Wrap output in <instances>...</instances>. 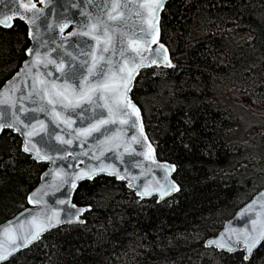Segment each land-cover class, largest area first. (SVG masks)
Wrapping results in <instances>:
<instances>
[{"label": "trees", "instance_id": "16d2710c", "mask_svg": "<svg viewBox=\"0 0 264 264\" xmlns=\"http://www.w3.org/2000/svg\"><path fill=\"white\" fill-rule=\"evenodd\" d=\"M161 29L177 68L167 75L141 69L130 95L161 146L157 156L180 165L173 178L181 190L167 203L145 199L154 206L145 219L135 214L138 197L123 180L100 174L80 181L72 200L93 204L86 223L47 231L9 264H239L238 254L205 247L204 239L264 186V0H167ZM26 33L18 18L12 28L0 26V85L26 57ZM241 105L255 121L238 138ZM186 112L213 142V155L181 146ZM20 145L11 129L0 132V222L27 206L47 165ZM260 257L264 248L253 264Z\"/></svg>", "mask_w": 264, "mask_h": 264}, {"label": "snow or ice", "instance_id": "6c2138e0", "mask_svg": "<svg viewBox=\"0 0 264 264\" xmlns=\"http://www.w3.org/2000/svg\"><path fill=\"white\" fill-rule=\"evenodd\" d=\"M86 2L91 4L92 8L79 13L84 17V22L77 20V27L67 33L65 29L73 24V18L64 13H67L70 7H80V3L60 5L59 7L63 9V12H60L57 11L56 5L48 8L52 0H39L44 7H38L37 0H8L13 7L0 11V26L12 28L14 18L19 17L27 23L26 35L32 42V46L23 48L29 59L23 61L20 71L0 89L2 106L0 132L5 128L14 129L23 137L20 145L23 153L33 156L37 161L52 160L55 163L47 154V142H44V149L40 147L42 141L40 133H46L49 140L56 135L57 139L65 144H71L72 140L49 130L44 121L38 120L33 112H45L50 108L49 115L53 116V120L57 123L63 122L67 128H72L75 121L72 115L65 114L66 110L71 109L74 113L78 111L79 115L84 117L85 110L91 108L92 115L88 117L86 125L71 132L72 136L82 137H91L93 133H107L110 126L115 125L117 121L122 125L128 124L129 120L133 125L139 121V135L133 136L132 139L143 147V155L147 160L164 170L162 182L155 186L145 183L141 187L133 180L128 181V187L136 188V196L139 197L132 202L136 206L135 214H144L147 219L154 206L147 204L145 198L156 193L159 203L171 193L181 190L177 180L171 178V173L177 172L180 165L175 161L157 159V151L161 146L154 145L149 139L145 132L141 109L130 95L141 68L155 65L159 71L153 72V75H167L165 69L174 71L177 68L169 48L160 40L161 12L165 8L166 0H100L99 3L86 0ZM2 3L4 0H0V4ZM16 4L19 8L15 7ZM57 29L59 35L56 34ZM86 37L91 39H84ZM55 40H59L58 47L52 46ZM83 48L87 49L86 53L82 51ZM52 52L57 53L55 57L50 55ZM53 64L60 71L59 83L55 79H47L45 73L39 71ZM18 77L24 81L31 77L29 91L26 94H20L22 89L18 88L16 83ZM37 98L47 103H41L33 110L24 104L26 100L35 103ZM57 106L62 110L58 111ZM97 108L106 109V112L97 111ZM195 123L194 117L186 112L184 131H181L178 137L181 146L189 154L197 147L202 154L213 155V142L201 135L194 127ZM37 126L39 132L35 130ZM119 139L115 133L112 136L103 135V140L110 141L113 145H118ZM59 154L58 150L57 155ZM55 171L57 175L65 177L60 181L61 186L71 185L67 194L59 201L65 207L53 208L51 214L42 209L40 213L30 215L27 221H20L15 226L9 222L3 227L0 230V264H9L10 258H13L20 249L39 240L43 232L54 226L86 223L83 214L90 212L93 204L77 205L71 198L73 190L80 187V181L94 180L99 173L105 172L118 179L125 178L114 165L81 168L79 171L68 173L59 168ZM44 187L41 185L35 192L29 194L28 200L39 204L40 200L37 197ZM83 195L87 197L86 192ZM259 195L261 199L249 204L247 211H253V204L264 205V193ZM244 211L242 210L241 215ZM61 212L63 216L60 215ZM225 233L228 234L227 237ZM204 243L214 245L221 251L238 254L239 264H253L257 252L264 248V209L256 213L255 218L251 220V227L226 228L218 237L207 239ZM260 262L264 264V257H260Z\"/></svg>", "mask_w": 264, "mask_h": 264}, {"label": "water", "instance_id": "95a60500", "mask_svg": "<svg viewBox=\"0 0 264 264\" xmlns=\"http://www.w3.org/2000/svg\"><path fill=\"white\" fill-rule=\"evenodd\" d=\"M37 2H38V7H44L43 4L39 3V0H37ZM72 2L80 3V7L78 8L70 7L68 9V12L64 13L65 15L71 16L73 18V24H71L68 29H65V33L77 27V23H76L77 20H79L81 23L84 22V17L80 16L79 13L85 12L86 10H91L92 5L87 3L86 0H84V2H81V0H52V3L48 5L49 9H51L53 5H56L57 11L63 12V9L60 8L59 6L68 5ZM99 2L100 0H93V3H99ZM11 7H13V5L9 4L8 0H4V3L0 4V11L5 10V8H11ZM15 7L19 8V5L16 4ZM16 18L20 19L19 17H16ZM23 22L26 24L27 29H28L27 23L25 21ZM56 34L59 35V29L56 30ZM28 39H29L28 47H30L32 46V42L30 38ZM84 39L90 40L91 38L86 37ZM160 40H161V36H160ZM161 42L163 41L161 40ZM58 45H59V40H55L52 46L58 47ZM66 46L67 45H65V47ZM153 47H156V45H153ZM82 51L86 53L87 49L83 48ZM56 54H57L56 52L50 53V55H52L53 57H55ZM25 59H29V57L26 55V57L22 60L19 67L7 79H5L4 82L0 85V89L4 87V85L7 83L9 79L15 76L16 72L20 71V69L23 67V61ZM81 59H83V57H81ZM152 66H155V65H152ZM65 67H67V65H65ZM145 68H148V67H145ZM39 71L45 73V77L47 79H55L57 83H59L61 80L60 71L59 69H57L56 65L54 64L49 65L47 69L41 68L39 69ZM16 83H17V87L22 89V93L20 94H26L29 91L31 77H29L27 81H24L22 78L18 77L16 80ZM41 103L46 104L47 101L42 102L39 100V98L36 99L35 103H33L32 101H27V100L24 101V104H26L30 110L35 109ZM19 106L20 105L18 104L17 107ZM50 110L51 109L49 108V111ZM57 110L61 111L62 109L59 106H57ZM96 110L106 112V109L102 110V109L97 108ZM49 111L33 112V115H35L38 120L44 121V124L48 127L49 130H54L56 133H58L61 137H64L65 139H71L72 143L71 144L61 143L60 140L57 139L56 135H53L51 139L49 140L46 133H40V136L42 137L40 147L44 149L45 148L44 142H47V149H46L47 154L50 155L52 159L55 161V163H53L52 160L43 161V162H46L47 165L45 169L41 172L38 183L27 194V197H28L29 194H32L33 192H35V190L37 188H40L41 185H44L45 187L42 189L41 193L37 197V199L40 200V203L34 204L30 202L27 198V206L17 211L13 216L9 217L8 219L0 222V230H2L3 227L8 225L9 222H11L13 226H15L20 221H27L30 215L40 213L42 209L47 210V212L51 214V210L53 208L62 209L65 207V205L60 204L59 201L63 199L64 196L67 194L68 189L71 188V185L70 184H64L63 186L60 185L61 179L65 177L57 175L55 171L57 168L62 169L64 173H68V172H73V171H79L81 168H91V167L114 165L116 169L120 170L121 175L125 177L124 179H119V180H123L127 188H129L128 187L129 180H133L134 183L140 185L141 187L145 183L155 186L158 182H162V178L164 176V170L156 167L152 161L147 160L145 156L143 155V151H144L143 147L137 144L136 141L132 139L133 136L139 135V128H138L139 121L137 122L136 125H133L131 123V120H129V123L126 125H122L119 123V121H117L115 125L110 126V130L107 133H100V134L93 133L91 137H82L79 135L72 136L71 132L75 128L84 127L86 125V123L88 122V117L92 115V109L91 108L86 109L84 117H81L78 111L74 113L71 109L66 110L65 114L72 115L73 120L75 121L73 123L72 128H67V125L63 124V122L57 123L55 120H53V116L49 115ZM143 124H144V121H143ZM11 130L19 136L20 142L22 144V141H23L22 135L16 132L14 129H11ZM35 130L39 132L40 130L39 126H37ZM113 133H115V135L120 138L118 141V145H113L110 141L103 140V135L112 136ZM58 150L60 152L59 155H57ZM30 157L33 158V156L31 155ZM157 159L161 161L165 160V159H160L158 156H157ZM173 173H171V178H173ZM100 174L114 176V175L109 174L108 172L99 173L98 175ZM68 178L71 179V177H68ZM129 189L132 190L134 194L136 195V192H137L136 188H129ZM176 193L177 192L171 193L169 196L165 197L163 201L171 198ZM260 193H264V186L260 188L257 192H255L246 202H244L233 213V215L227 218L223 222L221 228L218 230L217 233L206 237L204 239V242L207 239L218 237L220 233L224 232V230L229 227L235 228V229H241L245 226L251 227V220L255 218L256 213L260 212L261 209H264V205H261L260 203L253 204L252 205L253 211L251 212L247 211L246 209H247V206L249 204H252L254 200L259 201L261 199L259 195ZM152 197H155L156 201H158L159 199L158 194L156 193H154ZM149 198L151 197H147L145 199H149ZM242 210H245L243 215H241ZM60 215L63 216V213L61 212ZM66 224L67 223L62 224V225H66ZM62 225L54 226L51 229H54ZM47 231L43 232L41 234V237ZM225 236L227 237L228 234L225 233ZM204 246L212 247L218 251H221L220 249L216 248L214 245L209 246L204 243ZM25 248H22L19 251ZM224 252H227V251H224Z\"/></svg>", "mask_w": 264, "mask_h": 264}, {"label": "rangeland", "instance_id": "374dc122", "mask_svg": "<svg viewBox=\"0 0 264 264\" xmlns=\"http://www.w3.org/2000/svg\"><path fill=\"white\" fill-rule=\"evenodd\" d=\"M156 68V67H155ZM159 70H155V72H158ZM235 111L238 114L239 117V123L237 125L236 132L234 133L235 137L243 138L245 136L244 129H247L250 125H252L255 121V116L253 113H251L249 110L246 109L244 105L241 106H235ZM252 128L249 127L248 131ZM253 130V129H252Z\"/></svg>", "mask_w": 264, "mask_h": 264}]
</instances>
